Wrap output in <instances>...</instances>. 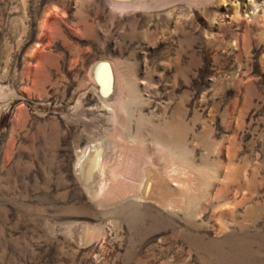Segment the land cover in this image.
<instances>
[{"label":"rangeland","instance_id":"rangeland-1","mask_svg":"<svg viewBox=\"0 0 264 264\" xmlns=\"http://www.w3.org/2000/svg\"><path fill=\"white\" fill-rule=\"evenodd\" d=\"M121 1L0 0V264H264V0ZM102 141L180 208L91 197L75 166Z\"/></svg>","mask_w":264,"mask_h":264},{"label":"bare ground","instance_id":"bare-ground-1","mask_svg":"<svg viewBox=\"0 0 264 264\" xmlns=\"http://www.w3.org/2000/svg\"><path fill=\"white\" fill-rule=\"evenodd\" d=\"M152 1L153 0H122L121 2H116V7L119 9H126L132 6L147 8L151 6ZM238 14L239 13L236 12V17L239 18ZM90 76L92 77L91 79H94L101 87L100 93L104 97V100L106 99L107 102H112L113 98L118 95L117 90L119 88L117 87V83L119 84L117 80L119 78L116 80L112 65L109 64V62H98L91 68ZM109 142L107 141L105 144L104 142H97L88 147L85 152L83 151L84 153L75 166L76 176L91 197L93 196L94 198L103 200L114 195L115 197L113 198H117L116 196H120V193L121 195L124 194L127 196L132 193H137L142 198H148L151 195L153 200L160 203L162 206L179 207V204L183 201H181V198L185 195L179 179L175 178L172 180L171 177L169 178V176L166 175V170L157 167L147 152L142 147H137V144L128 146L122 143L125 145V149L120 151V160H115L117 157L114 156L117 154L114 151V143ZM106 146L110 149L111 154L108 153L109 149L107 152L103 151ZM140 159H142V162H140ZM154 167L157 169H154ZM138 168L139 178L135 177L133 173L134 170L137 172ZM96 180L97 182H95ZM174 189L176 190L174 191ZM178 189L180 192L176 193ZM137 194H135V196L139 197ZM177 194H179L178 198L176 197ZM106 201L108 200L106 199ZM79 237L83 238L82 231Z\"/></svg>","mask_w":264,"mask_h":264}]
</instances>
